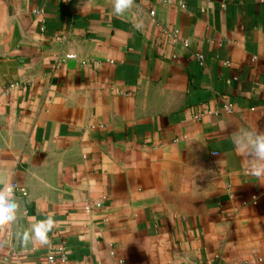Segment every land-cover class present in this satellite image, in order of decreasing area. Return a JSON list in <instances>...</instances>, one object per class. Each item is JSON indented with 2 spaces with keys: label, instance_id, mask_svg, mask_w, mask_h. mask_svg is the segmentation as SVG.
Returning <instances> with one entry per match:
<instances>
[{
  "label": "crops",
  "instance_id": "obj_1",
  "mask_svg": "<svg viewBox=\"0 0 264 264\" xmlns=\"http://www.w3.org/2000/svg\"><path fill=\"white\" fill-rule=\"evenodd\" d=\"M249 130L264 133V0L120 16L0 0V184L18 205L0 264H264V167L235 144ZM48 216L41 245L30 218Z\"/></svg>",
  "mask_w": 264,
  "mask_h": 264
},
{
  "label": "clouds",
  "instance_id": "obj_2",
  "mask_svg": "<svg viewBox=\"0 0 264 264\" xmlns=\"http://www.w3.org/2000/svg\"><path fill=\"white\" fill-rule=\"evenodd\" d=\"M133 5V0H113V11L116 16H120L128 11ZM136 29L142 27L141 23L134 25ZM237 150L241 148L257 162L258 166L264 167V133H258L254 130H249L244 134L242 140L235 141ZM254 174H257V169H252ZM14 185L12 183L0 184V224L10 223L15 220L17 203L13 193ZM31 238L41 245L49 243L48 233L54 227V220L51 216L43 220H38L35 217L30 218ZM29 238V234L25 233V239Z\"/></svg>",
  "mask_w": 264,
  "mask_h": 264
},
{
  "label": "built area",
  "instance_id": "obj_3",
  "mask_svg": "<svg viewBox=\"0 0 264 264\" xmlns=\"http://www.w3.org/2000/svg\"><path fill=\"white\" fill-rule=\"evenodd\" d=\"M71 1H80V0H71ZM89 1H94V0H89ZM35 13L36 14H41V11L40 10H35ZM151 15L154 16L155 15V11H151ZM168 36L173 40V41H177L178 40V30L175 29L171 32H168ZM184 45L185 46H188V42L187 41H184ZM74 58V55L72 54H69V55H66V59H72ZM198 58L200 59V61L202 62L203 61V58L201 56H198ZM204 113H198L197 114V117H200V116H203ZM17 191H19L20 193L22 194H27L26 190L24 188H19L17 189ZM86 209H90V206H87ZM48 260L49 261H55V260H66V252L63 251V250H60L58 251L57 253H50L48 255Z\"/></svg>",
  "mask_w": 264,
  "mask_h": 264
}]
</instances>
